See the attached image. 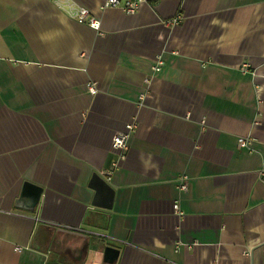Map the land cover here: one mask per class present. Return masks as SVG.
<instances>
[{"label":"crops","instance_id":"crops-1","mask_svg":"<svg viewBox=\"0 0 264 264\" xmlns=\"http://www.w3.org/2000/svg\"><path fill=\"white\" fill-rule=\"evenodd\" d=\"M102 1L0 0V264H264V0Z\"/></svg>","mask_w":264,"mask_h":264},{"label":"built area","instance_id":"built-area-1","mask_svg":"<svg viewBox=\"0 0 264 264\" xmlns=\"http://www.w3.org/2000/svg\"><path fill=\"white\" fill-rule=\"evenodd\" d=\"M144 2V0H103L101 4L99 5V9L103 10L106 8H118L122 12L128 15H133L135 14L138 9L140 4ZM67 13L74 18L77 22L79 23H86L89 27L96 31H100V18L97 14L91 12L89 9L83 6H76L73 4H68ZM167 24L168 23H173L177 24L180 22V17L177 16L171 20L165 21ZM162 65L161 60H157L155 65L152 67L154 71H159L160 67ZM247 68V65L244 64L242 66V71H245ZM89 92L91 94H95L97 92V88L94 82H88L86 84ZM134 123H128L127 124V131L125 132H120L116 133L113 135L112 140H111V147L113 149H118V150H124L126 148V141L127 138L129 137V134L133 130ZM255 141L253 138L250 136H242L238 138L237 144L239 148L245 149L248 152L254 151L255 148ZM124 155H121V158H123ZM100 174L107 180L109 181L112 177V169H107L104 171H101ZM188 176L186 174H181L178 179H177V184L176 187L180 192H186L188 188ZM174 210L181 214L179 210V205L177 202L174 203Z\"/></svg>","mask_w":264,"mask_h":264},{"label":"water","instance_id":"water-1","mask_svg":"<svg viewBox=\"0 0 264 264\" xmlns=\"http://www.w3.org/2000/svg\"><path fill=\"white\" fill-rule=\"evenodd\" d=\"M96 176V175H95ZM105 184H107L105 181H103ZM108 185V184H107ZM105 251H109V252H116V249H114L113 247H106Z\"/></svg>","mask_w":264,"mask_h":264}]
</instances>
